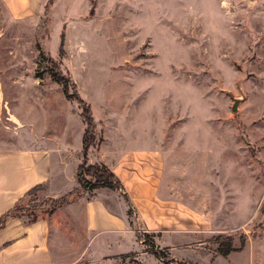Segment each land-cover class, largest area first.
<instances>
[{"label":"rangeland","instance_id":"rangeland-1","mask_svg":"<svg viewBox=\"0 0 264 264\" xmlns=\"http://www.w3.org/2000/svg\"><path fill=\"white\" fill-rule=\"evenodd\" d=\"M47 1L25 0L22 15L0 0V149L21 146L26 138L76 149L85 128L73 97L78 93L90 105L96 129L123 125L156 135L165 126L166 141L185 147L198 136L202 147L214 141L219 175L229 173L227 143L237 157L255 160L249 169L261 168L264 157L251 131L264 136V0H54L45 6ZM49 57L75 84L69 100L50 75ZM97 131L92 147L101 140ZM231 173L234 179L240 171L233 166ZM231 193L211 198L221 207L225 229L185 231L182 252H171L133 214L138 248L93 264H264V235L258 237L264 199L248 216ZM182 200L191 207L198 202L186 192ZM45 202L36 192L18 208L38 215L53 206ZM227 236L235 251L247 238L253 248L219 257L216 241ZM164 237L180 241L176 234Z\"/></svg>","mask_w":264,"mask_h":264},{"label":"crops","instance_id":"crops-1","mask_svg":"<svg viewBox=\"0 0 264 264\" xmlns=\"http://www.w3.org/2000/svg\"><path fill=\"white\" fill-rule=\"evenodd\" d=\"M3 2L17 13L25 0ZM164 127L156 135L147 129L139 132L123 125L96 129L101 140L97 147L89 149L88 162L107 165L119 178L122 193L99 188L89 194L80 188L75 174L83 157L82 140L76 149L58 141L41 144V140L32 138H26L21 146L0 149V216L38 186L43 199H59L73 193L63 205L33 221L24 216H8L0 228V264H93L110 257L129 256L138 248L137 228L130 225L127 214L129 205L142 228L162 236L160 242L171 252L183 250L185 231L202 234L225 229L218 216L222 214L221 207L211 205L212 196L218 192L232 197L231 192L235 191L241 210L243 207L248 216L253 213L259 200L264 199L263 162L258 164L261 168L249 169L255 160L251 159L249 165L248 158L242 153L241 158L237 157L233 143H227L225 165L229 173L219 175L214 141L209 140L208 148L202 147L198 136L193 146L185 147L183 142L166 141ZM251 132L252 141L264 157V136L260 138L257 133V138ZM233 166L240 171L234 179ZM185 192L198 199L193 207L182 200ZM247 219L229 229L241 227ZM167 233L176 234L180 241L167 239ZM263 235L264 230L258 237ZM96 238L99 241L91 249ZM249 245L253 248L252 240L247 238L240 250L228 255L242 252ZM170 260L177 261L174 257Z\"/></svg>","mask_w":264,"mask_h":264},{"label":"trees","instance_id":"trees-1","mask_svg":"<svg viewBox=\"0 0 264 264\" xmlns=\"http://www.w3.org/2000/svg\"><path fill=\"white\" fill-rule=\"evenodd\" d=\"M54 0H48L45 4V6L51 5ZM64 44V35L61 34V40H60V47L62 48ZM49 65H50V75L52 79L58 83L62 87L63 95L66 99H71L72 95L69 93V88L75 89V84L72 82L70 77H65L63 75L62 70L59 67V64L50 57L47 59ZM74 99L77 101L78 105L80 106L81 112L80 115L83 118L85 128L84 133L82 137V152L83 157L80 162V164L77 166L76 169V181L79 184L80 188L84 191H88L89 194L93 192L96 189L99 188H109L112 190H120L123 191L122 184L119 180V178L114 174V172L104 163H95L90 164L88 163V152L90 147H92L95 144V136H96V125L94 123V119L92 117L91 107L90 105L85 102L78 93H75L73 95ZM41 187H35L31 189L27 195L36 193L38 190H40ZM38 193V192H37ZM73 196V193H70L67 196H64L59 199H44L46 202H50L53 204L51 208L48 210H45L44 212L40 214H35L31 216H27V214L24 213V211H19L20 208L18 205H16L12 210L4 213L0 216V228L4 225L5 219L10 215H18V216H24L29 221L35 220L39 215L47 214L55 210L56 208L63 205L70 197ZM125 200L129 204L128 197L125 195ZM45 202V203H46ZM128 217L130 218L133 216V211L131 209V206L129 205L128 211H127ZM130 225H132V221L130 220ZM218 246L216 248L217 254H220L222 256L228 255L231 251L235 250V248L232 246V239L230 237H225V240L223 241H216ZM244 245V241L241 242L242 247Z\"/></svg>","mask_w":264,"mask_h":264},{"label":"water","instance_id":"water-1","mask_svg":"<svg viewBox=\"0 0 264 264\" xmlns=\"http://www.w3.org/2000/svg\"><path fill=\"white\" fill-rule=\"evenodd\" d=\"M238 103H239V100L238 99H235L234 104L232 105V111L233 112H236L237 111V109H238Z\"/></svg>","mask_w":264,"mask_h":264},{"label":"bare ground","instance_id":"bare-ground-1","mask_svg":"<svg viewBox=\"0 0 264 264\" xmlns=\"http://www.w3.org/2000/svg\"><path fill=\"white\" fill-rule=\"evenodd\" d=\"M12 120H14V119L12 118Z\"/></svg>","mask_w":264,"mask_h":264},{"label":"built area","instance_id":"built-area-1","mask_svg":"<svg viewBox=\"0 0 264 264\" xmlns=\"http://www.w3.org/2000/svg\"><path fill=\"white\" fill-rule=\"evenodd\" d=\"M140 232V231H139Z\"/></svg>","mask_w":264,"mask_h":264}]
</instances>
